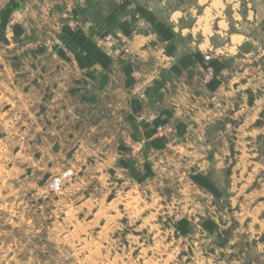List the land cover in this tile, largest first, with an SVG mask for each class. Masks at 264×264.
Here are the masks:
<instances>
[{
    "label": "crops",
    "instance_id": "obj_1",
    "mask_svg": "<svg viewBox=\"0 0 264 264\" xmlns=\"http://www.w3.org/2000/svg\"><path fill=\"white\" fill-rule=\"evenodd\" d=\"M64 1L78 26L59 23L63 0H21L26 12L6 39L54 66L40 73L53 81L41 102L54 143L69 141L77 158L114 163L137 182L157 174L198 213L208 200L263 205L264 0H194L185 9L166 0ZM15 4L0 0V31ZM46 29L60 33L53 51L38 41ZM104 30L127 47L122 58L96 44ZM147 113L154 118L138 119Z\"/></svg>",
    "mask_w": 264,
    "mask_h": 264
},
{
    "label": "rangeland",
    "instance_id": "obj_2",
    "mask_svg": "<svg viewBox=\"0 0 264 264\" xmlns=\"http://www.w3.org/2000/svg\"><path fill=\"white\" fill-rule=\"evenodd\" d=\"M166 1L185 9L194 0ZM14 2L0 31V264H264L261 202L214 208L208 200L198 213L180 206L179 188L157 174L137 182L112 162L77 158L69 141L54 143L43 125L52 112L41 102L51 99L53 81L40 75L54 66L33 60L21 40H6L26 12ZM66 8L63 0L62 26ZM59 35L46 29L39 44L53 51ZM65 170L72 174L52 191Z\"/></svg>",
    "mask_w": 264,
    "mask_h": 264
},
{
    "label": "built area",
    "instance_id": "obj_3",
    "mask_svg": "<svg viewBox=\"0 0 264 264\" xmlns=\"http://www.w3.org/2000/svg\"><path fill=\"white\" fill-rule=\"evenodd\" d=\"M69 3L67 8L64 11L65 16H70L67 13L69 12ZM79 19L77 17L70 16L68 22L65 26L75 27L79 25ZM59 46L62 45V41L57 40ZM96 44L105 52L111 55L114 60L122 58L128 51L127 47L121 42L119 36L111 31H105L99 34L96 38ZM212 75L211 70L208 68L205 74V79ZM154 118L153 113L140 114L138 116L139 120H152ZM72 174L71 170H65L60 175L55 176L49 184V187L52 191H57L61 188V182L66 177H69Z\"/></svg>",
    "mask_w": 264,
    "mask_h": 264
}]
</instances>
